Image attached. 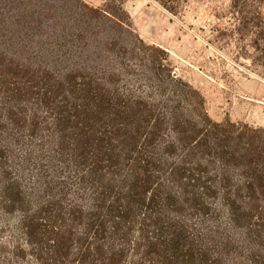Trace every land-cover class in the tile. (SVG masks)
<instances>
[{"label": "trees", "instance_id": "16d2710c", "mask_svg": "<svg viewBox=\"0 0 264 264\" xmlns=\"http://www.w3.org/2000/svg\"><path fill=\"white\" fill-rule=\"evenodd\" d=\"M155 1L175 13L189 0ZM262 3L230 0L229 17L260 61ZM7 70L15 98L50 113L34 148L51 151L52 174L36 197L18 183L4 200L21 211V241L0 245V264H232L233 252L264 264V129L213 119L203 94L169 69H156L159 101L75 71ZM14 126L0 125L2 152Z\"/></svg>", "mask_w": 264, "mask_h": 264}, {"label": "rangeland", "instance_id": "374dc122", "mask_svg": "<svg viewBox=\"0 0 264 264\" xmlns=\"http://www.w3.org/2000/svg\"><path fill=\"white\" fill-rule=\"evenodd\" d=\"M260 10L264 15V3ZM230 16V0H189L175 13L155 0H0V125H18L3 135L7 148L0 147L2 247L10 250L21 241V211L4 200L17 196L18 183L36 197L52 174L51 151L34 148L49 135L50 113L33 97L15 98L8 90L15 85L5 86L3 80L18 76L7 69H41L57 76L75 71L152 101L163 98L165 87L156 69H169L203 94L213 119L264 129V61L255 58L250 37L235 32ZM220 24L221 33L216 31ZM52 90L58 92L55 86ZM33 119L39 122L36 129ZM230 259L246 263L237 252Z\"/></svg>", "mask_w": 264, "mask_h": 264}]
</instances>
